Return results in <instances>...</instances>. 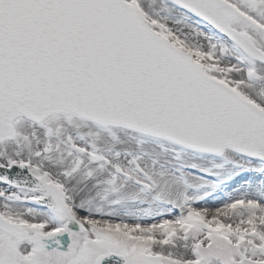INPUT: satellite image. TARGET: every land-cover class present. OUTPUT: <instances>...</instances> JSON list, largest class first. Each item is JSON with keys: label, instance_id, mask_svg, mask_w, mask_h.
<instances>
[{"label": "snow or ice", "instance_id": "snow-or-ice-1", "mask_svg": "<svg viewBox=\"0 0 264 264\" xmlns=\"http://www.w3.org/2000/svg\"><path fill=\"white\" fill-rule=\"evenodd\" d=\"M0 264H264V0H0Z\"/></svg>", "mask_w": 264, "mask_h": 264}]
</instances>
